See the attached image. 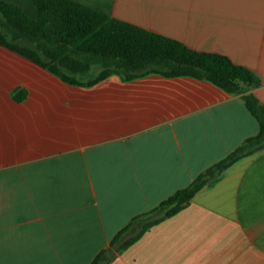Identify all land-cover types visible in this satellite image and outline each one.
Here are the masks:
<instances>
[{
    "label": "crops",
    "instance_id": "obj_1",
    "mask_svg": "<svg viewBox=\"0 0 264 264\" xmlns=\"http://www.w3.org/2000/svg\"><path fill=\"white\" fill-rule=\"evenodd\" d=\"M39 18L34 0H1ZM260 79L264 0H73ZM260 126L243 96L190 76L71 85L0 45V264H91L131 219ZM110 264H264V148L210 180Z\"/></svg>",
    "mask_w": 264,
    "mask_h": 264
},
{
    "label": "trees",
    "instance_id": "obj_2",
    "mask_svg": "<svg viewBox=\"0 0 264 264\" xmlns=\"http://www.w3.org/2000/svg\"><path fill=\"white\" fill-rule=\"evenodd\" d=\"M39 18L0 0V45L71 85H95L111 74L132 80L150 73L207 80L242 95L260 126L259 134L208 168L188 187L134 216L91 264H110L149 229L175 216L220 172L264 148V105L248 91L259 77L228 56L195 51L183 43L121 21L73 0H34Z\"/></svg>",
    "mask_w": 264,
    "mask_h": 264
}]
</instances>
